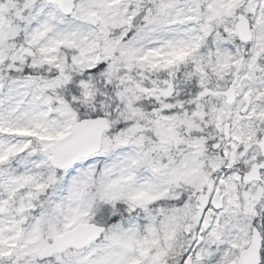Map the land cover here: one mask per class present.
<instances>
[{
  "label": "snow or ice",
  "instance_id": "1",
  "mask_svg": "<svg viewBox=\"0 0 264 264\" xmlns=\"http://www.w3.org/2000/svg\"><path fill=\"white\" fill-rule=\"evenodd\" d=\"M0 264H264V0H0Z\"/></svg>",
  "mask_w": 264,
  "mask_h": 264
}]
</instances>
